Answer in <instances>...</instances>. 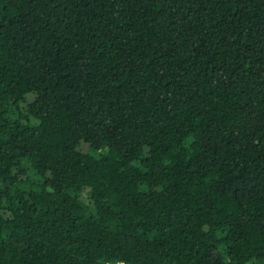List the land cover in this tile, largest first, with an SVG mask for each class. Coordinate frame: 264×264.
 <instances>
[{
	"label": "trees",
	"instance_id": "trees-1",
	"mask_svg": "<svg viewBox=\"0 0 264 264\" xmlns=\"http://www.w3.org/2000/svg\"><path fill=\"white\" fill-rule=\"evenodd\" d=\"M0 264H264V0H0Z\"/></svg>",
	"mask_w": 264,
	"mask_h": 264
}]
</instances>
